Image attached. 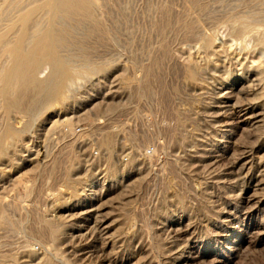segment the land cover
<instances>
[{
    "label": "rangeland",
    "instance_id": "374dc122",
    "mask_svg": "<svg viewBox=\"0 0 264 264\" xmlns=\"http://www.w3.org/2000/svg\"><path fill=\"white\" fill-rule=\"evenodd\" d=\"M97 2L104 27L70 22L40 79L106 71L32 117L0 108V140L30 123L0 157V264H264V63L230 26L264 1Z\"/></svg>",
    "mask_w": 264,
    "mask_h": 264
},
{
    "label": "bare ground",
    "instance_id": "6f19581e",
    "mask_svg": "<svg viewBox=\"0 0 264 264\" xmlns=\"http://www.w3.org/2000/svg\"><path fill=\"white\" fill-rule=\"evenodd\" d=\"M193 2L197 3V0H193ZM97 6V0H37L33 2H29V0H9L4 10L1 9L2 7L0 8L2 10L0 12V23L6 18L8 19L7 26L0 31V52L3 53L5 57V62L3 63L2 61V64H0V108L5 114H8L7 116L13 111H24V113L26 112L32 117L36 112L46 110L52 105H59L64 102L68 93L72 92V88L79 77L106 71L105 68H92L90 70L85 69L86 71H78L64 63L63 68H57L54 73L53 80L55 82V88L52 92L50 90V93L47 91L48 85H46L45 81L40 79V75L43 71V61L47 55L44 54V45L51 42V46L55 52L59 47L65 45L69 34L68 24L70 22L75 21L79 24H86L91 31L99 30L104 27L97 15ZM201 9L204 8L201 7ZM260 19L263 21L262 23L259 22ZM44 21L48 22V26H45ZM230 26L232 28L230 29L236 33V36H240L242 39L240 45L242 51H247L246 53L249 52L252 53V55L256 54L257 56L254 55L257 57L255 61L259 63V65L261 63L263 64L264 15L258 16L255 13L251 15H236L230 19ZM186 28L184 27L185 30ZM193 29L194 26H188V30L192 31ZM252 39L253 42L254 39H256V43L254 42L255 46L250 49L249 42ZM202 40L205 49L210 50L213 47V37L204 36ZM254 43L252 44L254 45ZM229 44L231 45V42ZM230 45L228 46L230 47ZM236 46H238V44ZM231 47L233 46L231 45ZM255 61L253 60L254 63ZM54 62L58 65L60 64V61L55 58ZM247 67L249 66L247 65ZM252 67H254V65L250 68L252 69ZM263 67L264 65L262 69ZM259 68L261 70V66H259ZM261 72L264 73L263 70H261ZM262 76L264 75H261V77ZM189 77L195 84H204L202 69L194 68L190 71ZM53 80L51 82H53ZM251 112H254V110L245 111L244 116L247 117L248 120L256 121L260 118L261 115L259 113L251 114ZM29 124L30 123L26 125L23 131H18L11 125H6L1 132V140L4 145L0 149V157L4 156L9 146L26 132ZM107 142L110 141L107 140Z\"/></svg>",
    "mask_w": 264,
    "mask_h": 264
},
{
    "label": "built area",
    "instance_id": "2783aa9c",
    "mask_svg": "<svg viewBox=\"0 0 264 264\" xmlns=\"http://www.w3.org/2000/svg\"><path fill=\"white\" fill-rule=\"evenodd\" d=\"M155 152H156V150H155L154 146L149 147V148L147 149V151H146V153H147L148 155H154ZM93 154H94L95 156H98V155H99L98 152H94Z\"/></svg>",
    "mask_w": 264,
    "mask_h": 264
}]
</instances>
